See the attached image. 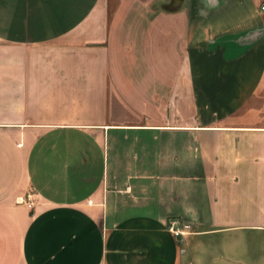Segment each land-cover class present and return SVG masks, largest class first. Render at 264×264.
<instances>
[{
    "label": "crops",
    "instance_id": "obj_1",
    "mask_svg": "<svg viewBox=\"0 0 264 264\" xmlns=\"http://www.w3.org/2000/svg\"><path fill=\"white\" fill-rule=\"evenodd\" d=\"M263 4L0 0V264H264Z\"/></svg>",
    "mask_w": 264,
    "mask_h": 264
},
{
    "label": "built area",
    "instance_id": "obj_2",
    "mask_svg": "<svg viewBox=\"0 0 264 264\" xmlns=\"http://www.w3.org/2000/svg\"><path fill=\"white\" fill-rule=\"evenodd\" d=\"M261 10H264V4L260 7ZM21 204H24L27 208L32 207L33 203L28 199V196H26L25 200H19ZM189 227L186 225L181 226L180 228L173 226V224H170L168 227V230L174 237H181L188 233Z\"/></svg>",
    "mask_w": 264,
    "mask_h": 264
}]
</instances>
